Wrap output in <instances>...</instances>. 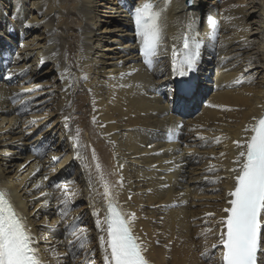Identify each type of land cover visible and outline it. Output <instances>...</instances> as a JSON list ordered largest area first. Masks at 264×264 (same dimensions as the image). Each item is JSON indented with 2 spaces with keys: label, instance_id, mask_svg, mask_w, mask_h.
Masks as SVG:
<instances>
[{
  "label": "bare ground",
  "instance_id": "obj_1",
  "mask_svg": "<svg viewBox=\"0 0 264 264\" xmlns=\"http://www.w3.org/2000/svg\"><path fill=\"white\" fill-rule=\"evenodd\" d=\"M144 2L0 0V183L46 264H103L105 183L152 264H220L233 141L264 110V0H152L151 66L134 21ZM185 37L199 44L185 76L207 80L179 96L172 50ZM69 225L87 230L85 249L70 250Z\"/></svg>",
  "mask_w": 264,
  "mask_h": 264
},
{
  "label": "snow or ice",
  "instance_id": "obj_2",
  "mask_svg": "<svg viewBox=\"0 0 264 264\" xmlns=\"http://www.w3.org/2000/svg\"><path fill=\"white\" fill-rule=\"evenodd\" d=\"M161 12L156 10L152 0H145L134 11L140 53L148 66L153 64L163 39ZM198 55L199 44L193 52L185 37L183 48L172 50L173 73L181 77L187 75L186 69H193ZM243 132L244 136L233 141L237 150L233 161L236 167L228 170L233 173V187L228 192L227 206L222 209L224 215L219 221L218 245L222 248L220 264H257L264 214V113L260 117H252V123ZM216 140L219 142V137ZM64 195L62 203L66 205L69 193L65 191ZM104 196L108 204L103 221L99 219L98 212L93 213L97 216V229L104 233L99 237L103 264H149L144 255L146 247L134 232L135 213L126 214L119 208L112 199L107 183ZM66 231L74 237L68 240L70 250L73 247L85 249L88 242L86 229L69 225ZM37 243L26 218L16 210L8 194L0 191V264H46ZM88 264H94V260Z\"/></svg>",
  "mask_w": 264,
  "mask_h": 264
},
{
  "label": "rangeland",
  "instance_id": "obj_3",
  "mask_svg": "<svg viewBox=\"0 0 264 264\" xmlns=\"http://www.w3.org/2000/svg\"><path fill=\"white\" fill-rule=\"evenodd\" d=\"M231 1H233V0H231ZM256 1H260V0H256ZM255 10H257V9H255ZM258 12L257 13H255L254 15L252 14V15H250L249 16V20L250 21H252V24L254 25V28L257 26V25H259V21H258V19H259V17H258ZM257 17V18H256ZM254 18V19H253ZM253 20H257V21H253ZM256 22H257V24H256ZM256 24V25H255ZM254 28H253V30H254ZM45 68L47 67H51L52 66V62H50V61H48V62H45L44 63V65H43ZM53 75H55V71L54 70H50L49 71V73L47 74V75H44V78L46 79L45 81H47V79H51V77L53 76ZM212 75H208V76H206V78H210ZM183 78H186L189 82H190V84H191V86H192V90L194 89V87L198 84V85H200V82H206V80L207 79H205V80H200V82H199V80H195V79H193V80H191L192 78L191 77H189V76H183ZM211 82V81H210ZM44 83V82H43ZM198 85H197V87H198ZM44 86L45 87H49V86H51L50 85V83H44ZM177 88V90H179L180 91V88H178V87H176ZM46 89H49V88H46ZM195 91H197V89H194L193 90V93L195 92ZM178 94H179V96L181 95L179 92H178ZM41 96H45V94H41ZM76 96H77V94H76ZM181 96H183V95H181ZM178 97V96H177ZM73 105H74V107H75V110L77 111V113H78V111L80 110V108H79V103H78V99L75 97V99H74V102H73ZM32 139V138H31Z\"/></svg>",
  "mask_w": 264,
  "mask_h": 264
},
{
  "label": "water",
  "instance_id": "obj_4",
  "mask_svg": "<svg viewBox=\"0 0 264 264\" xmlns=\"http://www.w3.org/2000/svg\"><path fill=\"white\" fill-rule=\"evenodd\" d=\"M192 1H193V0H186L187 5H188V4L191 5Z\"/></svg>",
  "mask_w": 264,
  "mask_h": 264
}]
</instances>
